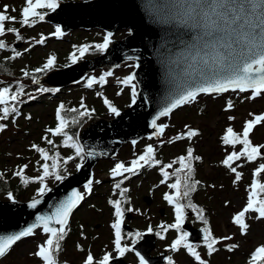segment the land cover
Wrapping results in <instances>:
<instances>
[{
  "label": "snow or ice",
  "instance_id": "1",
  "mask_svg": "<svg viewBox=\"0 0 264 264\" xmlns=\"http://www.w3.org/2000/svg\"><path fill=\"white\" fill-rule=\"evenodd\" d=\"M59 7L60 0H25L19 10V17H17L11 14L17 11L15 7L3 5L0 10V50L9 47L3 39L7 34H14L17 41L24 40L20 30L14 26L15 24L19 23L22 27H33L37 22L44 21L49 12H55ZM163 12L167 17L166 22L170 23L175 30L176 43L182 45L179 53L182 63L190 71L186 70L185 79L177 83L169 92L165 105L151 121L154 131L148 139L151 140L155 137L160 140L161 145L165 141L160 138L164 136L169 127L167 123L162 122V118L170 117L174 110L185 105L196 103L201 94L250 93L244 98L247 100L264 98V0H165ZM51 35L59 37L63 35V31L57 26ZM46 39L47 37L41 35L35 43L43 44ZM111 43L112 33H108L104 36L102 43L77 47L70 55L69 60L71 64H76L90 52V49L103 53ZM11 51L15 55L10 59L21 55V52L15 48ZM55 65L56 57L49 56L42 67L36 68L31 73L24 70L23 76L30 77L33 84L39 85L40 80L36 74L47 73L53 70ZM138 66L135 65V67ZM113 75V71H106L98 78L90 76L86 82L87 87L92 88L97 84L104 85ZM135 79L136 75L132 73L120 81L122 85L130 86L132 104H135L137 100L136 84L133 83ZM48 91L50 89L45 87L37 88L39 93ZM51 91H59V89H51ZM98 95L100 94L98 93ZM25 96L35 99L34 95L25 91L23 83L17 82L15 90L10 86L0 87V132L5 131L8 127L3 121L21 115L18 105L24 102L22 98ZM103 103L110 114L117 117L121 115L119 109L107 97L103 98ZM234 107L232 100L228 99L224 111H231ZM68 111L76 115L71 119L66 118L64 115L65 105L63 103L59 105L56 109V126L47 128L46 135L41 139L52 148L71 149L74 151V155L62 157L59 151L52 152L33 143L30 146L31 150L38 153L40 157L36 162L39 174L34 177L27 176L25 171L29 167L28 164L19 166L13 173L25 186L30 183L38 185L36 194L29 204L32 209H36L44 197L53 191L49 187L50 179L62 183L68 178L67 165L69 162L79 159L80 162L76 164V170L79 171L84 166L86 158L95 157L97 154L94 150L86 152L80 142L79 133L70 134L68 130L72 125H81L83 121L91 119L95 109H89L82 99L79 108H70ZM248 115L251 119L244 122L241 131L237 132L233 126L229 125L220 137V142L226 153L220 164L234 174V184L239 183L243 178V173L238 171V168L244 166L239 163L240 161L244 163L264 161V143L255 144L250 138L258 125H264V113L250 112ZM27 118L31 119L30 116ZM235 119L234 116H228L229 121ZM185 128L186 131L178 133L167 142L190 141L200 135L197 129L187 125ZM49 136L62 137V144L56 145ZM132 143L135 144L136 141ZM237 146H239V150H237ZM201 160L202 157L195 154V149L188 147L184 155L178 156L169 163H163L157 158L156 147L149 143L141 154L130 161V164L126 166L125 162L121 161L115 163L110 169L111 177L116 180L114 191H118L120 196L119 199L109 200V203L114 209L115 217L111 224V228L114 230L113 245L121 257L132 251V248L123 243L125 235L123 224L125 213L134 211L131 207L122 206L127 202L124 197L129 191L122 185L125 180L130 179L131 175L138 174L145 167H159L163 177L160 183L166 184L172 190L164 193L163 199L174 210V222L162 223L159 225L161 231L156 233L161 239L165 238L161 233H167L170 230L177 233L170 245L172 251L178 252L184 249L193 258L195 264H209L198 251L199 246L190 242V233L184 230L187 219L186 210L188 209L195 213L196 218L205 225L202 232L203 247L206 249L207 256L210 257L220 250L217 245L233 240L232 236L216 237L209 226L204 209L192 202L191 194L201 184L199 180L194 179V162ZM3 175L0 173V179L3 178ZM252 176L253 179L247 190L246 203L231 219V223L238 227L241 235L248 234L250 228L247 222L248 214H255L256 220H264V182L261 179L264 177V162L257 164ZM173 178L174 182L168 183ZM94 182L100 183V181L89 179L84 185L85 191L73 190L58 204L50 206L53 208L50 214H38L35 217V222L23 230L0 236V257H5L22 238L33 237L37 234V230H40L45 234L46 239L37 246V250L32 255L38 258L41 264H58L57 256L61 251V242L68 234L70 217L85 200L86 195L92 193ZM8 199L14 201L12 192L8 193ZM152 231V227H149L148 232ZM127 235L133 236L132 233ZM142 235L140 232L134 234L135 238H140ZM225 247L229 252H232L238 248V245L232 243ZM136 255L139 257V264H148L144 256L138 252ZM112 259L111 253H105L101 259L97 260L89 251L84 257L83 264H110ZM168 261L169 264H174L172 257H169ZM247 264H264V244L257 246L250 253Z\"/></svg>",
  "mask_w": 264,
  "mask_h": 264
},
{
  "label": "rangeland",
  "instance_id": "2",
  "mask_svg": "<svg viewBox=\"0 0 264 264\" xmlns=\"http://www.w3.org/2000/svg\"><path fill=\"white\" fill-rule=\"evenodd\" d=\"M62 1L79 2L83 0H60V2ZM24 2L25 0H0V10L3 5L13 6L17 11L11 14L19 17V10ZM14 26L20 30L24 40L17 41L14 34H7L3 39L9 47L1 50V55L8 58L14 56V52L11 51L13 48L20 51L21 55L10 59V65L5 69V74L0 76V80L3 81V86H10L13 90H15L17 82L23 83L25 91L34 95L35 99L23 97L24 102L18 105L21 115L3 121L8 127L5 131L0 132V173H3V176L8 179L10 187L21 181L13 174L19 166L29 165L25 171L29 177L39 174L36 162L40 157L38 153L31 150L30 146L35 143L46 149L49 148V145L41 138L46 135L47 128L53 127L55 105L59 100H67L72 105L80 106L83 99L89 109H95L94 115H100L110 120L114 115L109 113L103 103V98L107 97L119 110L129 107L132 103L131 88L122 85L120 81L132 74L131 72L134 70L133 62H125L112 70L98 68L82 79L78 87L59 89L60 91L54 93L51 91L39 93L37 88L42 84L35 85L31 82L30 77L25 78L24 70L31 73L41 66L49 56L56 57L55 68L62 67L70 61L67 55L70 48L102 43L107 34L100 30L76 29L60 39L51 35L57 26L44 22H37L33 27H22L19 23ZM126 33V30H117L112 34V38H122L126 36ZM41 35L47 39L43 44H36L35 41ZM94 52L96 51L94 50ZM94 54L88 53L84 58H92ZM106 71L114 72L106 84H97L92 88L87 87L86 82L90 76L98 78ZM247 95L250 93L229 92L222 95H200L196 103L185 105L174 111L170 117L162 118V122L169 125L164 136L160 138L165 141L162 145L160 140L155 137L151 140L144 138L136 144H124L113 159L99 161L93 169L92 179L100 181V183H93L92 193L86 195L85 200L70 217L68 234L61 242V251L57 256L58 264H83L84 257L89 251L97 260L101 259L105 253H111L113 258L120 256L113 245L114 230L111 228V224L115 217L114 209L109 203V200L119 199L120 196L118 191H114L116 180L111 177L110 169L115 163L121 161L125 162L127 166L132 159L143 152L149 143L156 147L157 158L163 163H169L178 156L184 155L188 147L194 148L195 154L202 157L201 161L194 162V179L199 180L201 184L197 187L199 190L191 194L192 202L204 209L209 226L216 237L232 236L233 240L217 245L220 250L210 257L207 256L206 249L203 247V240L195 245L199 246L198 251L209 264L245 263L249 259L250 253L257 246L264 244V220H256L255 214H248L247 222L250 228L247 235H241L238 227L231 223V219L245 205L248 186L253 179L252 172L258 163L264 161L256 163L240 161L239 163L244 166L238 168V171L243 173V178L239 183L234 184V174L220 164L226 155L220 137L229 125L233 126L237 132L241 131L244 122L251 119L248 115L250 112L264 113V98L247 100L244 98ZM228 99L232 100L235 107L231 111H224ZM29 116L31 119L27 118ZM228 116H234L236 119L229 121ZM185 125L197 129L200 135L190 141L168 143L169 139L186 131ZM49 138L55 141L54 137L49 136ZM250 138L255 144L264 143V125H258ZM237 150H239V146H237ZM63 153L67 154V150L63 149ZM79 162V160L70 162L67 165V172L74 173L76 164ZM169 171L172 170L169 169ZM161 179L159 167H145L138 174L131 175L130 179L125 180L122 185L129 189L124 197L127 202L122 206L134 209L132 212L125 213V217L128 216V218H125L123 225L131 230L123 231L125 234L123 243L131 247L133 240L135 239L136 242L138 239L134 236L136 232H148V228L152 227V233L156 236V244L150 252L151 256L162 260L165 258L167 260L165 264H169V257H172L174 264H195L186 250L181 249L178 252L171 250V242L177 236L174 230L161 233L164 235V239L156 235L161 231L159 225L174 222V212L163 199L164 193L172 190L166 184H161ZM261 179L264 182V177ZM48 183L49 187H52L57 182L50 179ZM168 183L171 182L168 181ZM37 188L38 185L35 183H30L27 186L21 183L20 189L13 193L14 199L29 201L35 196ZM83 191H85L84 187L81 192ZM9 192V190L0 189V200H9ZM145 196L151 198L149 205L143 200ZM185 222L196 228L205 227L192 211L187 213ZM128 233H132L133 236H128ZM45 239V234L37 230L35 236L19 241L5 257L0 259V264H41L32 253ZM232 243L237 244L238 248L229 252L225 245ZM121 260L126 264H139V259L133 251L125 253Z\"/></svg>",
  "mask_w": 264,
  "mask_h": 264
},
{
  "label": "water",
  "instance_id": "3",
  "mask_svg": "<svg viewBox=\"0 0 264 264\" xmlns=\"http://www.w3.org/2000/svg\"><path fill=\"white\" fill-rule=\"evenodd\" d=\"M164 6L165 0H87L62 3L46 16L45 22L58 24L63 33L79 28H97L110 33L128 30L129 33L124 39L119 38L122 40L112 38L111 45L99 57L83 58L89 60L58 67L62 69L49 73L44 83L56 88L67 87L99 67L114 69L126 61H133L139 65L132 71L138 85L137 100L110 121L100 115L92 116L89 125L79 131V139L85 151L94 150L96 156L86 158L79 171L53 187L36 209L29 207L32 199H14L20 202L0 200L9 201L0 202V236L23 230L35 222L38 214H50L53 210L50 206L58 204L73 190L80 191L91 178L92 169L99 160L110 159L127 142L137 143L152 135V119L165 105L169 92L185 79L187 70L179 56L182 45L176 43L175 30L166 22ZM144 200L149 204L151 198L144 197ZM184 230L190 233L189 240L193 244L203 239L202 229L184 224ZM142 239L132 248L144 256L148 264H154L149 252L154 247L155 238L144 234ZM110 264L123 263L112 260Z\"/></svg>",
  "mask_w": 264,
  "mask_h": 264
},
{
  "label": "trees",
  "instance_id": "4",
  "mask_svg": "<svg viewBox=\"0 0 264 264\" xmlns=\"http://www.w3.org/2000/svg\"><path fill=\"white\" fill-rule=\"evenodd\" d=\"M75 51L74 50H71V53L70 55L72 54V52ZM92 52L91 53H98V51L94 52V50H91ZM10 59L9 58H5L1 55V51H0V76L4 75L5 74V69L8 68V66L10 65L9 63ZM54 69V68H53ZM45 73H39V74H36L39 77H41L42 75H44ZM51 91V90H50ZM54 92V91H52ZM63 103L65 105V113L64 115L66 116V118L68 119H71L73 118L76 114L75 113H71L68 111V109L70 108H79V106H75V105H72L71 103L67 102V101H61V102H58L57 106H56V109L59 107V105ZM88 120V119H87ZM86 121H83L81 123V125H72L70 126V128L68 129L69 130V133L70 134H75L77 133V131L79 130V128H81L82 126H84L86 124ZM54 124L56 125L57 121H56V110H55V116H54ZM56 145H61L62 144V137H56V141H55ZM52 147L49 146V148L47 149H51ZM62 149L63 147H57V148H53L51 149L50 151L54 152V151H59L61 153V156L62 157H67L69 155H74V151L71 150V149H67L68 153L67 154H64L62 152ZM76 160H79V159H76ZM74 161V160H73ZM70 163V162H69ZM21 184H16V185H13V189L10 190L11 192H16L19 188ZM8 180H6L4 177L2 179H0V189H7L8 190Z\"/></svg>",
  "mask_w": 264,
  "mask_h": 264
}]
</instances>
